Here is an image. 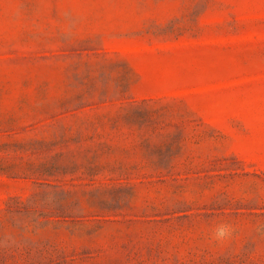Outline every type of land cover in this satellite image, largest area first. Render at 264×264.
Wrapping results in <instances>:
<instances>
[{
    "label": "rangeland",
    "instance_id": "374dc122",
    "mask_svg": "<svg viewBox=\"0 0 264 264\" xmlns=\"http://www.w3.org/2000/svg\"><path fill=\"white\" fill-rule=\"evenodd\" d=\"M0 264H264V0H0Z\"/></svg>",
    "mask_w": 264,
    "mask_h": 264
},
{
    "label": "clouds",
    "instance_id": "9594fccd",
    "mask_svg": "<svg viewBox=\"0 0 264 264\" xmlns=\"http://www.w3.org/2000/svg\"><path fill=\"white\" fill-rule=\"evenodd\" d=\"M237 233V228L230 220L217 222L209 232V239L217 246H225L232 242Z\"/></svg>",
    "mask_w": 264,
    "mask_h": 264
}]
</instances>
